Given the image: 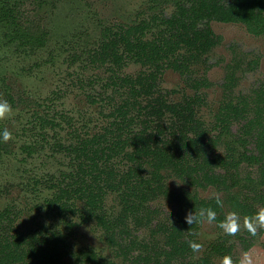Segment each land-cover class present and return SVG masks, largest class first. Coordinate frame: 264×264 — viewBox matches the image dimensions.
Returning <instances> with one entry per match:
<instances>
[{
  "label": "trees",
  "instance_id": "trees-1",
  "mask_svg": "<svg viewBox=\"0 0 264 264\" xmlns=\"http://www.w3.org/2000/svg\"><path fill=\"white\" fill-rule=\"evenodd\" d=\"M25 1L40 5L65 0H0L3 36L19 47H43L48 34L18 13ZM168 4L173 8L169 14ZM143 14L137 22L104 28L88 52L90 63L106 66L110 76L105 87L119 95V102L97 135L79 139L69 149L72 171L63 177V187L55 185L57 193L48 206L57 205L63 221L76 213L83 223L93 221L122 264H214L215 257L226 255L239 264L227 236L208 244L197 257L201 247L193 251L189 242L201 245L202 223L188 225L184 216L188 209L211 207L217 213L213 223L220 228L229 212L244 221L264 208V79L246 93L237 91L240 75L254 71L259 56L247 59L231 46L212 126L198 116L205 103L200 91L211 86L205 76L212 66L207 57L222 42L211 23L241 24L264 43V0H148ZM127 62L141 70L120 74ZM169 69L193 95L169 101L160 88ZM170 178L183 186L171 189ZM208 188L217 194L201 197L198 190ZM109 193L119 206L114 215L103 207ZM159 200L173 211L156 207L153 203ZM16 219L0 212V264H117L90 247L72 250L68 234L38 223L22 229L15 226ZM142 230L146 236L139 235ZM262 234L264 229L252 234L244 227L235 237L247 251Z\"/></svg>",
  "mask_w": 264,
  "mask_h": 264
},
{
  "label": "rangeland",
  "instance_id": "rangeland-1",
  "mask_svg": "<svg viewBox=\"0 0 264 264\" xmlns=\"http://www.w3.org/2000/svg\"><path fill=\"white\" fill-rule=\"evenodd\" d=\"M31 2H23L18 13L33 28L48 34L45 46L19 47L17 42L10 43L0 28V99L7 100L13 110L0 120V129L7 128L11 133V139L1 143L0 149V212L6 210L15 214L17 227L33 229L38 223L54 228L68 234L72 250L90 247L100 257L122 264L107 247L102 231L93 221L83 223L78 213L68 215L63 221L57 205L49 207L48 203L57 193L55 185L64 186L61 183L64 173H68L74 163L69 147L75 146L78 136L99 133L108 121L105 115L119 102V95L105 87L110 76L106 66L90 63L88 52L96 47L104 28L145 18L143 13L148 0H65L40 5ZM172 9L168 4L165 12L169 14ZM210 26L222 37V42L207 57V65L212 66L205 76L211 86L200 91L205 103L198 116L208 127L214 122L221 100L220 84L232 57L231 46L247 59L253 55L260 59L254 71L240 75L237 91L246 93L264 79L262 38L248 34L241 24L212 22ZM140 70L138 64L127 62L120 74L135 75ZM160 88L167 92L171 102L193 95L182 77L170 69L163 73ZM113 94L117 96L109 100ZM167 185L171 189L183 186L175 178L168 179ZM198 192L204 198L217 194L212 188ZM81 204L76 205L81 207ZM153 204L166 213L173 211L163 200ZM103 207L107 214L114 215L119 208L116 196L109 193ZM240 223L237 235L244 229L241 218ZM139 235L146 236L147 231L142 230ZM223 236L229 237L233 255L239 261L247 252L252 264H264V234L243 251L235 235L226 234L213 222L201 225L198 234L201 248L197 257L208 244ZM221 262L222 257L213 259L214 264Z\"/></svg>",
  "mask_w": 264,
  "mask_h": 264
},
{
  "label": "clouds",
  "instance_id": "clouds-1",
  "mask_svg": "<svg viewBox=\"0 0 264 264\" xmlns=\"http://www.w3.org/2000/svg\"><path fill=\"white\" fill-rule=\"evenodd\" d=\"M12 107L7 100L0 99V120L5 119L12 112ZM11 139V133L7 128L0 129V143H6ZM217 203L219 204V198L216 197ZM217 213L211 207H200L196 210L188 209L185 212L184 221L188 225L201 224L204 222L212 223L216 220ZM226 234L235 235L240 227V217L237 212H229L226 214L224 219L219 222L218 225ZM243 226L252 234H255L258 229H264V208L259 209L256 213L251 216L244 218ZM189 247L193 251H198L201 247L200 244L196 242H189ZM221 264H233L232 258L230 256H224L222 258ZM239 264H252L251 257L247 252H245L239 261Z\"/></svg>",
  "mask_w": 264,
  "mask_h": 264
},
{
  "label": "flooded vegetation",
  "instance_id": "flooded-vegetation-1",
  "mask_svg": "<svg viewBox=\"0 0 264 264\" xmlns=\"http://www.w3.org/2000/svg\"><path fill=\"white\" fill-rule=\"evenodd\" d=\"M113 107H114V105L111 107V110H110L109 114L111 113ZM109 114L105 115V116L107 117V119H108L107 122H109V121L112 120V117H110V116L108 117ZM104 126H105V125H104ZM101 128H102V127H101ZM100 131H101V130H100ZM94 135H97V133H95V134H93V135H90V136H83V137H81V138H80V136H78L77 139H76V143H75L74 145L77 146V144L79 143V139L91 138V137L94 136ZM70 146H72V145H70ZM75 146H73V147H75ZM73 147H69V149H70V148H73ZM1 148H2V144L0 145V149H1ZM73 157H74V154H73ZM71 171H72V168H71V170H70L69 172H71ZM69 172H68V173H69ZM68 173H64L65 175H64L63 177H65Z\"/></svg>",
  "mask_w": 264,
  "mask_h": 264
}]
</instances>
